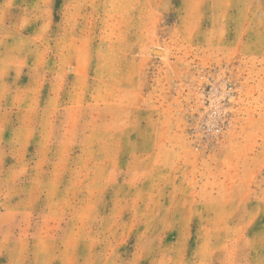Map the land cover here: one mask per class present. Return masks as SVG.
<instances>
[{"label": "rangeland", "instance_id": "rangeland-1", "mask_svg": "<svg viewBox=\"0 0 264 264\" xmlns=\"http://www.w3.org/2000/svg\"><path fill=\"white\" fill-rule=\"evenodd\" d=\"M0 264H264V0H0Z\"/></svg>", "mask_w": 264, "mask_h": 264}, {"label": "built area", "instance_id": "built-area-1", "mask_svg": "<svg viewBox=\"0 0 264 264\" xmlns=\"http://www.w3.org/2000/svg\"><path fill=\"white\" fill-rule=\"evenodd\" d=\"M222 122L220 123H211V124H205L203 127L210 131L211 135L217 136L221 134L222 130Z\"/></svg>", "mask_w": 264, "mask_h": 264}]
</instances>
